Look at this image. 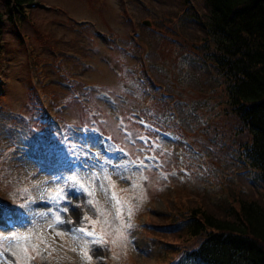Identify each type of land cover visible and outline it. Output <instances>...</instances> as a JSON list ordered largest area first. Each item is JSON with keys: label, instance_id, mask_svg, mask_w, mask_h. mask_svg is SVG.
Listing matches in <instances>:
<instances>
[{"label": "rangeland", "instance_id": "rangeland-1", "mask_svg": "<svg viewBox=\"0 0 264 264\" xmlns=\"http://www.w3.org/2000/svg\"><path fill=\"white\" fill-rule=\"evenodd\" d=\"M119 9L124 21L117 20ZM189 9L182 10L178 0H40L21 22L22 36L3 35L0 264H164L157 249L181 245L164 226L172 212L208 197L216 203L227 194L264 203L263 184L241 159L248 136L235 118L226 116L218 126L230 113L201 55L189 61L184 75L171 49L151 57L155 66L176 69L196 99L212 102L214 132L190 139L201 145L198 152L193 145L198 168L183 150H191L190 140L159 134L148 148L136 122L140 114L129 112L131 100L137 106L127 87L131 77L122 75L140 82L149 49L129 37L149 20L148 37L164 35L175 50L182 43L200 46L202 5ZM109 84L112 92H102ZM157 150L166 155L161 161L153 156ZM179 158L196 174L182 180L181 171H159L176 167ZM7 208L15 212L11 228L2 223Z\"/></svg>", "mask_w": 264, "mask_h": 264}, {"label": "trees", "instance_id": "trees-1", "mask_svg": "<svg viewBox=\"0 0 264 264\" xmlns=\"http://www.w3.org/2000/svg\"><path fill=\"white\" fill-rule=\"evenodd\" d=\"M37 1L40 0H0V61L7 53L3 35L11 32L15 38L22 36L21 22L31 12L32 7L29 6ZM178 1L182 10L192 7L189 12L202 5L200 14L204 21L200 34L203 41L198 43L200 46L193 45L191 48L182 43L175 50L170 44H165L164 35L158 40L148 37L147 28L140 24L129 38L136 45L144 41L149 48L144 54L148 66L140 82L131 74L122 75L125 80L131 77L127 80V87L133 93L137 106L136 109L131 100L129 112L131 116L140 114L137 119L142 121L136 122L145 134L143 140L148 148L154 146V137L158 139L161 134L189 143L192 137L214 132L217 122L212 102L207 98L204 101L196 99L198 93L183 76H177L176 69L171 65L161 67L151 63L152 55L161 58L171 49L181 61L177 64L178 71L184 75L189 61L198 60L201 55L202 59H206L205 64L214 70L225 99L224 106L230 113L223 114L218 126H223L226 116L236 119L249 138L241 148L242 162L248 164L254 179L264 187V0ZM97 7L100 12L105 10L101 1ZM124 19L125 15L119 9L117 20ZM23 46L21 48L25 50ZM141 71L145 73L143 69ZM106 86L109 89L105 87L102 92L111 93L113 85ZM123 92L126 94V88ZM190 142L192 151L188 145L183 150L192 154V162L198 168L193 145L197 152V146L201 145L196 141ZM157 153L160 159L165 156L158 150ZM175 169L183 171L186 179L188 175L196 174L183 158L176 161ZM165 170L170 171L171 166ZM192 191L195 198L200 197L195 190ZM184 196L190 198L186 193ZM204 200H197L194 205L183 206L168 215L169 222L164 226L174 230L170 235L175 240L178 238L181 245L170 246L171 249L158 248L157 259L166 260L164 264H264L263 200L238 199L234 194L222 195L221 200L216 202L218 204L209 197Z\"/></svg>", "mask_w": 264, "mask_h": 264}, {"label": "water", "instance_id": "water-1", "mask_svg": "<svg viewBox=\"0 0 264 264\" xmlns=\"http://www.w3.org/2000/svg\"><path fill=\"white\" fill-rule=\"evenodd\" d=\"M142 24H144L146 26H150V21L149 20H144Z\"/></svg>", "mask_w": 264, "mask_h": 264}, {"label": "snow or ice", "instance_id": "snow-or-ice-1", "mask_svg": "<svg viewBox=\"0 0 264 264\" xmlns=\"http://www.w3.org/2000/svg\"><path fill=\"white\" fill-rule=\"evenodd\" d=\"M0 215H2V211H0Z\"/></svg>", "mask_w": 264, "mask_h": 264}, {"label": "bare ground", "instance_id": "bare-ground-1", "mask_svg": "<svg viewBox=\"0 0 264 264\" xmlns=\"http://www.w3.org/2000/svg\"><path fill=\"white\" fill-rule=\"evenodd\" d=\"M29 214H26V217H28Z\"/></svg>", "mask_w": 264, "mask_h": 264}]
</instances>
